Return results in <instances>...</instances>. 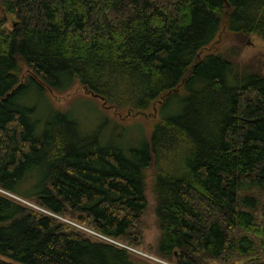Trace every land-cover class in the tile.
<instances>
[{"label":"trees","instance_id":"16d2710c","mask_svg":"<svg viewBox=\"0 0 264 264\" xmlns=\"http://www.w3.org/2000/svg\"><path fill=\"white\" fill-rule=\"evenodd\" d=\"M251 35L264 0H0V264H264V74L237 59ZM77 86L162 118L137 145L102 143L49 96Z\"/></svg>","mask_w":264,"mask_h":264},{"label":"rangeland","instance_id":"374dc122","mask_svg":"<svg viewBox=\"0 0 264 264\" xmlns=\"http://www.w3.org/2000/svg\"><path fill=\"white\" fill-rule=\"evenodd\" d=\"M227 36L231 37L232 35L227 34ZM224 40L228 41V39L223 38L221 43L218 44V48L226 50L228 48L226 44L228 43L223 42ZM240 44V54L237 59H241L251 66L254 65L261 74H264V40L257 35H251L244 43L242 41ZM49 96L59 108H68L67 110L75 113L77 119L81 118L85 132H99L101 133L102 143L107 142L109 139H116L123 147L139 144L145 136L149 135L153 124L159 118L161 119L163 114V112L162 114L159 112L160 108L156 105L145 114H139L134 117H123V112L117 113L112 108L105 106L101 99L82 93L78 90V86L65 94L50 91ZM29 98L41 111L49 108L48 101L44 95L32 91ZM174 107L175 105H171L167 112H171ZM148 199L149 208L145 215L147 227L143 230L145 243H147L146 241H150L156 234L152 211L153 204L149 192ZM138 254L152 261L160 262L159 259L150 256L146 252Z\"/></svg>","mask_w":264,"mask_h":264},{"label":"water","instance_id":"95a60500","mask_svg":"<svg viewBox=\"0 0 264 264\" xmlns=\"http://www.w3.org/2000/svg\"><path fill=\"white\" fill-rule=\"evenodd\" d=\"M79 218H81V216H79ZM137 239V236H135V240Z\"/></svg>","mask_w":264,"mask_h":264}]
</instances>
